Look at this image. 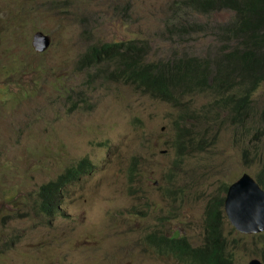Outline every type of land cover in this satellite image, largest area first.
Instances as JSON below:
<instances>
[{
  "label": "rangeland",
  "instance_id": "1",
  "mask_svg": "<svg viewBox=\"0 0 264 264\" xmlns=\"http://www.w3.org/2000/svg\"><path fill=\"white\" fill-rule=\"evenodd\" d=\"M176 1L0 0V264H188L160 255L145 238L181 231L203 245L208 201L223 182L254 176L257 169L242 162L253 133L242 136L224 110L211 114V124L189 119L187 127L211 144L176 167L178 109L114 81L113 66L78 68L99 43L146 42L148 61L222 51L210 32L171 35ZM38 32L51 38L43 52L33 45ZM254 96L260 119L264 81ZM213 98L187 97L196 110ZM83 159L94 171L65 189L64 216L46 221L39 188ZM225 232L229 250L237 246L236 264L262 259L254 232L243 238L229 223Z\"/></svg>",
  "mask_w": 264,
  "mask_h": 264
},
{
  "label": "trees",
  "instance_id": "2",
  "mask_svg": "<svg viewBox=\"0 0 264 264\" xmlns=\"http://www.w3.org/2000/svg\"><path fill=\"white\" fill-rule=\"evenodd\" d=\"M173 9L174 17L176 13L180 17L170 23L173 25L168 28L173 32L171 35L182 37L210 32L224 43L222 51L216 50L209 56L183 54L168 60L148 61L150 47L146 42L99 43L89 46L78 68L103 63L113 66L110 77L114 81L133 85L151 98L178 109L173 141V148L177 150L176 167L192 152L204 151L211 144V140L194 127H187L189 119L204 118L206 124H211V114L224 110L229 122L241 129L242 136L253 133L244 148L242 162L248 168L257 169L252 176L264 189V123L261 122L264 111L260 119L254 112V95L264 81V0H178ZM222 11L233 14L225 22L208 18ZM198 15H201V21L197 20ZM205 93L214 98L202 109L196 110L189 105L187 97ZM134 160L128 173L131 187L137 176V160ZM93 171L94 165L83 159L65 169L55 181L43 184L38 191V214L46 221L63 217L65 189ZM229 186L223 182L218 195L208 201L205 210L208 235L203 245L196 246L181 231L150 233L145 238L146 244L160 255L183 263L236 264L234 250L237 246L229 250L230 241L224 231L225 224L231 223L224 209L225 194L222 191L227 193ZM232 227L239 236L249 237ZM254 234L261 244L256 253L261 251L264 263V231ZM144 251L146 249L141 250L143 256ZM163 264L170 263L166 259Z\"/></svg>",
  "mask_w": 264,
  "mask_h": 264
},
{
  "label": "water",
  "instance_id": "3",
  "mask_svg": "<svg viewBox=\"0 0 264 264\" xmlns=\"http://www.w3.org/2000/svg\"><path fill=\"white\" fill-rule=\"evenodd\" d=\"M51 38L42 32L34 37V48L43 52L49 48ZM225 211L232 224L244 233L264 231V190L249 173H244L228 189ZM248 264H264L262 259L253 257Z\"/></svg>",
  "mask_w": 264,
  "mask_h": 264
},
{
  "label": "clouds",
  "instance_id": "4",
  "mask_svg": "<svg viewBox=\"0 0 264 264\" xmlns=\"http://www.w3.org/2000/svg\"><path fill=\"white\" fill-rule=\"evenodd\" d=\"M244 173H248V172H244ZM244 173H242L241 176H242ZM249 174H250V173H249ZM250 175H251V174H250ZM251 176H252V175H251ZM136 179H137V178H136ZM254 179H255V178H254ZM237 180H238V179H237ZM237 180H236V181H237ZM135 181H136V180H135ZM135 181H134V183L132 184L133 186H134V184H135ZM234 182H235V181H234ZM232 183H233V182H232ZM232 183H230L229 185H231ZM258 184H259V183H258ZM130 188H131V189H135V187H131V186H130ZM261 188H262V187H261ZM228 189H229V188H228ZM262 189H263V188H262ZM263 190H264V189H263ZM227 192H228V191H227ZM226 195H227V193L225 194V198H226ZM207 204H208V203H207ZM206 206H207V205H206ZM224 209H225V203H224ZM62 211H63V210H62ZM225 212H226V211H225ZM226 213H227V212H226ZM227 215H228V214H227ZM228 217H229V216H228ZM229 220H230V219H229ZM205 222H206V219H205ZM230 223H231L232 226H234V225L232 224L231 221H230ZM227 224H228V223L225 224V227H226ZM232 226H231V227H232ZM225 227H224V231H225ZM234 227H235V226H234ZM235 228H236V227H235ZM236 229H237V228H236ZM232 230H233V227H232ZM237 230H238V229H237ZM233 231H234V230H233ZM238 231H239V230H238ZM234 232H235V231H234ZM240 232H241V231H240ZM236 233H237V232H236ZM241 233H244V232H241ZM237 234H238V233H237ZM247 234H249V233H247ZM206 235H208V233H207V222H206V226H205V236H206ZM225 235L227 236V238H229L228 235L226 234V232H225ZM238 235H239V234H238ZM203 244H204V243H203ZM260 259H261V258H260ZM262 261H263V260H262Z\"/></svg>",
  "mask_w": 264,
  "mask_h": 264
}]
</instances>
